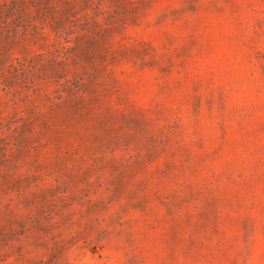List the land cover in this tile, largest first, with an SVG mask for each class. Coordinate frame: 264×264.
I'll return each instance as SVG.
<instances>
[{"label": "rangeland", "instance_id": "obj_1", "mask_svg": "<svg viewBox=\"0 0 264 264\" xmlns=\"http://www.w3.org/2000/svg\"><path fill=\"white\" fill-rule=\"evenodd\" d=\"M0 264H264V0H0Z\"/></svg>", "mask_w": 264, "mask_h": 264}]
</instances>
